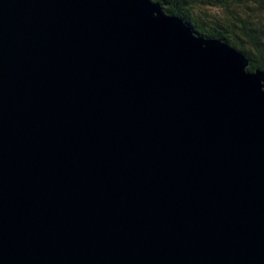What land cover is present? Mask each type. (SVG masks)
I'll return each instance as SVG.
<instances>
[{
	"label": "water",
	"instance_id": "obj_1",
	"mask_svg": "<svg viewBox=\"0 0 264 264\" xmlns=\"http://www.w3.org/2000/svg\"><path fill=\"white\" fill-rule=\"evenodd\" d=\"M150 0H0V264H264V69Z\"/></svg>",
	"mask_w": 264,
	"mask_h": 264
},
{
	"label": "trees",
	"instance_id": "obj_2",
	"mask_svg": "<svg viewBox=\"0 0 264 264\" xmlns=\"http://www.w3.org/2000/svg\"><path fill=\"white\" fill-rule=\"evenodd\" d=\"M198 37L216 39L264 69V0H150ZM214 10V11H211Z\"/></svg>",
	"mask_w": 264,
	"mask_h": 264
},
{
	"label": "rangeland",
	"instance_id": "obj_3",
	"mask_svg": "<svg viewBox=\"0 0 264 264\" xmlns=\"http://www.w3.org/2000/svg\"><path fill=\"white\" fill-rule=\"evenodd\" d=\"M211 11H214V10H211Z\"/></svg>",
	"mask_w": 264,
	"mask_h": 264
}]
</instances>
